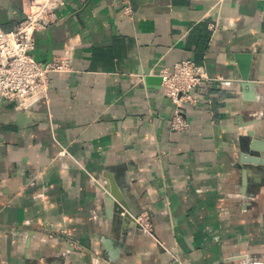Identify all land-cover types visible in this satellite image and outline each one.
<instances>
[{
    "label": "crops",
    "instance_id": "crops-1",
    "mask_svg": "<svg viewBox=\"0 0 264 264\" xmlns=\"http://www.w3.org/2000/svg\"><path fill=\"white\" fill-rule=\"evenodd\" d=\"M27 1L0 0L4 30ZM64 1L33 54L71 68L27 109L0 97V264H264V0ZM185 59L209 79L175 131L145 72Z\"/></svg>",
    "mask_w": 264,
    "mask_h": 264
},
{
    "label": "built area",
    "instance_id": "built-area-1",
    "mask_svg": "<svg viewBox=\"0 0 264 264\" xmlns=\"http://www.w3.org/2000/svg\"><path fill=\"white\" fill-rule=\"evenodd\" d=\"M64 0H28L25 17L13 31L0 25V97L17 109H27L48 94L51 73L68 71L70 56L56 57L48 63L35 59L36 34L60 22L58 9ZM125 13L132 14L130 4ZM162 78V91L174 106L170 127L175 131L189 128L182 107L194 103L193 90L209 79L204 69L193 60L185 59L158 72ZM137 223L152 234L148 215H139Z\"/></svg>",
    "mask_w": 264,
    "mask_h": 264
},
{
    "label": "water",
    "instance_id": "water-1",
    "mask_svg": "<svg viewBox=\"0 0 264 264\" xmlns=\"http://www.w3.org/2000/svg\"><path fill=\"white\" fill-rule=\"evenodd\" d=\"M145 80L146 83L150 84H156V85H161L162 84V78L160 75H151V71L149 72H145ZM242 87L245 91V96L250 97L252 96V91L254 88V82L249 78V74L247 73V69L245 70L244 73H242ZM249 93V94H248ZM249 135H253L252 132L249 133ZM260 147V143H258L255 140H252V142L250 143L248 152H245L242 155V160L244 163H259L260 162V158L258 156V154H254V153H250V151H257V149ZM111 177V176H110ZM107 191H109L110 193L109 196L112 198L113 202H114V211L118 214V215H122L126 218L127 221H130L132 224L135 223V225H137L139 228H142L141 225L139 223H137V218L139 216L138 213H133L132 211L126 209V207L124 206L123 202H122V198H121V194L118 191V185L116 184V182H114L111 179V185L106 187ZM124 214V215H123ZM29 244V243H27Z\"/></svg>",
    "mask_w": 264,
    "mask_h": 264
}]
</instances>
